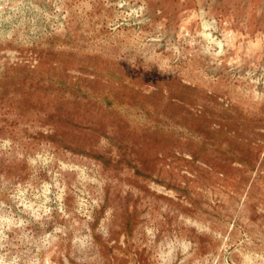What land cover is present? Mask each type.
<instances>
[{
    "label": "rangeland",
    "instance_id": "374dc122",
    "mask_svg": "<svg viewBox=\"0 0 264 264\" xmlns=\"http://www.w3.org/2000/svg\"><path fill=\"white\" fill-rule=\"evenodd\" d=\"M0 264H264V0H0Z\"/></svg>",
    "mask_w": 264,
    "mask_h": 264
},
{
    "label": "bare ground",
    "instance_id": "6f19581e",
    "mask_svg": "<svg viewBox=\"0 0 264 264\" xmlns=\"http://www.w3.org/2000/svg\"><path fill=\"white\" fill-rule=\"evenodd\" d=\"M209 34V33H208ZM222 42V41H221ZM224 46V45H223ZM223 49V48H222Z\"/></svg>",
    "mask_w": 264,
    "mask_h": 264
}]
</instances>
